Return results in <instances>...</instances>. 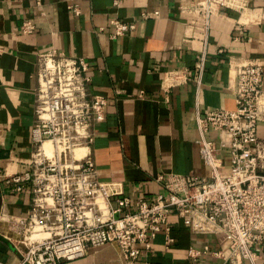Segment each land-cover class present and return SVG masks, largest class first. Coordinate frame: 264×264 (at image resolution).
I'll list each match as a JSON object with an SVG mask.
<instances>
[{
    "label": "crops",
    "instance_id": "0c3cea01",
    "mask_svg": "<svg viewBox=\"0 0 264 264\" xmlns=\"http://www.w3.org/2000/svg\"><path fill=\"white\" fill-rule=\"evenodd\" d=\"M38 1L0 0L1 173L28 168L36 59L54 50L89 63V89L107 100L90 152L99 181L115 185L132 209L135 201L162 192L159 175H207L195 144V117L214 108L234 109L233 91L244 63L252 61L264 71V0L212 3L207 28L204 13L185 10L198 0H121L118 6L114 0ZM72 1L78 16L67 8ZM111 19L135 22L136 29L112 40ZM24 21L35 26L31 34L21 33ZM259 103L264 110V77ZM258 135L264 137V123L258 124ZM209 138L216 141L217 135L211 132ZM221 158L227 162L226 152ZM0 196V264H17L16 221L26 217L30 198L4 184ZM169 223L173 242L165 247L158 236L148 261L223 264L209 254L188 255L190 248H224L219 235H193L173 215ZM62 264L129 263L109 245Z\"/></svg>",
    "mask_w": 264,
    "mask_h": 264
},
{
    "label": "built area",
    "instance_id": "2783aa9c",
    "mask_svg": "<svg viewBox=\"0 0 264 264\" xmlns=\"http://www.w3.org/2000/svg\"><path fill=\"white\" fill-rule=\"evenodd\" d=\"M73 1L67 8L78 16L80 9ZM212 3L223 1L198 0L185 10L204 13L207 28ZM110 25L112 40L136 29L135 22L119 19H111ZM19 28L31 34L35 26L24 21ZM36 66L28 168L11 175L0 171V188L4 184L30 198L26 217L16 221L17 264H62L109 245H115L129 264L140 258L152 264L146 258L154 240L163 236L165 247L173 242L172 215L193 235H219L226 244L214 251L190 248V258L209 254L223 264H264V137L258 135V124L264 123L259 103L264 71L260 65L248 61L241 66L233 110L214 108L195 117V144L207 175H159L162 192L153 200L135 201L133 209L122 191L98 179L90 148L107 100L89 89V63L53 50L39 53ZM211 132L216 141L209 138ZM223 152L227 162L221 158Z\"/></svg>",
    "mask_w": 264,
    "mask_h": 264
},
{
    "label": "bare ground",
    "instance_id": "6f19581e",
    "mask_svg": "<svg viewBox=\"0 0 264 264\" xmlns=\"http://www.w3.org/2000/svg\"><path fill=\"white\" fill-rule=\"evenodd\" d=\"M82 152V151H81Z\"/></svg>",
    "mask_w": 264,
    "mask_h": 264
}]
</instances>
